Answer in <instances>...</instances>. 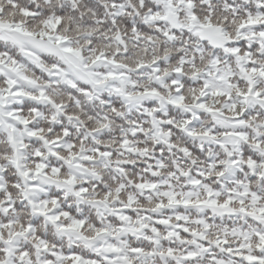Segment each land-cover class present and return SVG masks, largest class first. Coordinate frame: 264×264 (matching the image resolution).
<instances>
[{
    "label": "snow or ice",
    "instance_id": "snow-or-ice-1",
    "mask_svg": "<svg viewBox=\"0 0 264 264\" xmlns=\"http://www.w3.org/2000/svg\"><path fill=\"white\" fill-rule=\"evenodd\" d=\"M0 264H264V0H0Z\"/></svg>",
    "mask_w": 264,
    "mask_h": 264
}]
</instances>
